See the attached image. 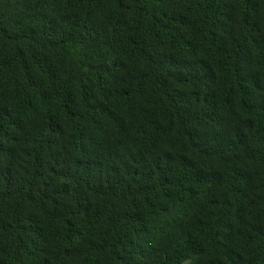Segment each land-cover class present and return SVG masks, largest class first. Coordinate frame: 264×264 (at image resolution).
Masks as SVG:
<instances>
[{"label": "trees", "instance_id": "trees-1", "mask_svg": "<svg viewBox=\"0 0 264 264\" xmlns=\"http://www.w3.org/2000/svg\"><path fill=\"white\" fill-rule=\"evenodd\" d=\"M0 264H264V0H0Z\"/></svg>", "mask_w": 264, "mask_h": 264}]
</instances>
